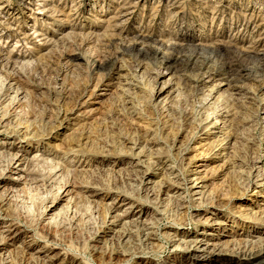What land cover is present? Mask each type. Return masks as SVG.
I'll return each instance as SVG.
<instances>
[{
  "label": "rangeland",
  "instance_id": "1",
  "mask_svg": "<svg viewBox=\"0 0 264 264\" xmlns=\"http://www.w3.org/2000/svg\"><path fill=\"white\" fill-rule=\"evenodd\" d=\"M141 33L150 36L147 53L131 46ZM159 41L180 54L204 52L212 76L183 63L164 71ZM258 54L264 0H0V112L10 113L0 148L13 158L0 162V231L14 244H0V264L192 261L175 251L173 235L264 244V223L251 220L264 217V184L243 192L250 168L240 163L264 160ZM229 75L235 87L225 85ZM11 97L18 103L10 108ZM36 153L49 161L29 164ZM52 159L70 163V177ZM139 169L147 173L138 179ZM185 186L206 205L175 208L169 198L185 197ZM116 215L152 222L154 246L113 239L124 227Z\"/></svg>",
  "mask_w": 264,
  "mask_h": 264
},
{
  "label": "bare ground",
  "instance_id": "2",
  "mask_svg": "<svg viewBox=\"0 0 264 264\" xmlns=\"http://www.w3.org/2000/svg\"><path fill=\"white\" fill-rule=\"evenodd\" d=\"M175 1V0H174ZM129 2V1H128ZM130 3V2H129ZM128 4V3H127ZM126 5V4H125ZM56 12V11H55ZM253 16V15H252ZM118 17V15H117ZM116 19V18H115ZM115 19L113 18L112 22H115ZM116 28L117 25L112 24L110 22H108V26L107 28H110L111 30H113V28ZM151 34V33H150ZM77 35V34H76ZM111 35H113L111 33ZM115 35V34H114ZM85 37V35H83ZM112 37V36H111ZM87 38V37H86ZM51 39V38H50ZM146 39H150L149 35H143L142 33L140 34V38L139 39H135L133 41V43H131L133 46L134 44L140 43L139 45H142L140 48V51H142L143 53H147L146 50V44H145V40ZM47 40V39H46ZM89 40V39H88ZM51 41V40H50ZM170 41V40H169ZM87 42V41H86ZM172 42V41H171ZM156 45L153 47V50H155V53L159 54L161 57V63L164 66V71L169 72L172 71L174 69L178 70L177 68H179V64H182L185 66V69H191L196 71L197 76L202 75V74H209V77L212 76V71L209 73V70L206 68V66L208 65V63L210 62V57L208 55H205L204 52H200V51H190V54H180L177 53L178 50H176V44H167L163 41H159V42H155ZM173 43V42H172ZM130 46V49H132V47ZM129 48V47H128ZM188 48V47H187ZM203 48V47H202ZM167 49V51H171V52H164V50ZM181 50V49H180ZM187 50V49H186ZM235 50V49H234ZM177 51V52H176ZM188 51V50H187ZM204 51V50H203ZM217 51V50H216ZM243 51V50H242ZM149 52V51H148ZM176 52V53H174ZM185 52V51H184ZM206 52V51H205ZM213 52V51H212ZM182 53V52H181ZM208 54V53H207ZM253 55V54H252ZM250 56V55H249ZM248 57V56H247ZM257 59L255 60L256 65H255V70H257L258 75L259 72L264 71V54H258L256 56ZM253 57V58H254ZM119 59V58H118ZM99 60V59H98ZM250 60V59H249ZM101 61V60H99ZM98 62V61H97ZM254 62V63H255ZM102 63V62H101ZM106 65V64H105ZM102 67V65H100ZM13 67V66H12ZM104 67V66H103ZM182 67V66H181ZM180 67V68H181ZM251 67V66H250ZM105 68V67H104ZM211 69V68H210ZM213 69V68H212ZM253 69V68H252ZM179 71V70H178ZM214 71V70H213ZM176 73V71H175ZM178 73V72H177ZM218 73V72H217ZM215 73V74H217ZM164 73L162 71H159L158 74L156 76H160L163 75ZM261 74V73H260ZM255 75V74H254ZM263 75V73H262ZM203 76V75H202ZM258 77V76H257ZM261 77V76H260ZM199 80V79H197ZM224 81H226V84L228 87H235V83L237 82L238 79L232 76H225ZM126 83V82H125ZM10 90L11 88V84L8 85ZM5 89V88H4ZM7 89V88H6ZM14 90V89H13ZM18 90V89H17ZM14 90V91H17ZM20 90V89H19ZM10 92H12L10 90ZM18 94V93H17ZM161 94V90L160 91H156L155 93H153V96H159ZM2 95V94H1ZM11 96V95H10ZM5 97V96H4ZM4 97L3 98L4 100ZM9 97V95H8ZM19 98V97H18ZM24 98V97H23ZM207 99V98H206ZM2 100V99H1ZM0 100V101H1ZM6 100H8L6 98ZM12 101V104H9L8 107H13L16 101L17 102V97H11L10 99ZM19 102L21 101V99L19 98L18 100ZM3 102H0V105ZM20 105V104H19ZM3 106V105H2ZM4 106L6 107V102L4 104ZM21 106V105H20ZM1 108V107H0ZM4 108V107H3ZM15 109V108H14ZM5 110V109H4ZM3 112V109H2ZM0 112V121L4 120V118H9V114L8 113H2ZM6 112V110L4 111ZM197 114V113H196ZM219 116L214 117L213 121H209L210 124H213L214 127H216L217 123L219 122ZM209 120V116H207L204 121H208ZM203 122V121H202ZM221 123H223L222 128H224V126L226 125L227 120H225L224 118H222V121H220ZM200 123V122H199ZM226 127V126H225ZM13 129V128H12ZM224 130V129H223ZM7 134L13 133V134H17L18 132H16L15 130H7L6 131ZM27 133V132H26ZM37 133V132H36ZM38 134V133H37ZM36 134V135H37ZM25 135V134H24ZM26 136V135H25ZM1 141V139H0ZM251 143V142H250ZM261 144V143H260ZM260 147V145H259ZM7 148H9L8 146H4L1 145L0 148V162L5 161L8 162L11 161L13 158L11 157L12 154H10L7 151ZM255 153H253L254 155ZM43 157L42 155H38V153H36L33 157L32 160H28L29 164L30 163H34V162H39L42 160L43 162H48L49 160L47 158H41ZM41 160H40V159ZM264 158V157H263ZM51 164L53 165L54 171L57 169H59L61 172H65L66 176L70 177L69 175L72 173V170L69 169V167L71 166L70 163H66L64 162L62 159L59 161H54V159L50 160ZM257 162V163H256ZM3 163V162H2ZM7 163V167L9 166V164ZM243 165H246L247 167L250 168L249 172H247V175L245 177L243 181V187H241V190L244 192L246 189H248L251 185H257V186H261L264 184V169L261 170L262 165H258L259 163H264V160H261L260 158L257 159V161H251V162H240ZM149 164V162H148ZM251 164V165H250ZM153 164L150 163L149 167H151ZM144 168V167H143ZM138 171V170H137ZM182 172V171H181ZM139 175L136 174L137 178L139 179L141 176L145 175L146 169L144 170H140L138 171ZM237 175L242 177V173L240 171L236 172ZM151 174V173H150ZM183 175V173H182ZM65 176V177H66ZM144 177V176H143ZM241 179V178H240ZM31 183H34V180L31 179L30 180ZM196 187V186H194ZM60 189V188H59ZM185 197L182 195L179 196H171L169 199L175 204V208L179 209L181 206H183L184 203H195L197 205H206L205 201H203V198L199 196V198L197 197L195 199V197L197 195H199L202 192H199L198 190H192L188 187L185 186ZM169 190V189H168ZM170 191V190H169ZM192 191V192H191ZM91 193H93V191H90ZM152 192V190H151ZM166 192V191H165ZM168 192V191H167ZM170 194V193H169ZM9 195V194H8ZM176 195V194H175ZM178 195V194H177ZM217 203V202H216ZM218 204V203H217ZM117 208L115 206H111L110 208H108L107 212H116ZM154 212V211H153ZM73 213V212H72ZM152 213V212H151ZM156 213V212H155ZM45 214V213H44ZM74 214V213H73ZM176 214V213H175ZM76 215V214H75ZM74 216V215H73ZM89 217V216H88ZM194 216H191L189 219L192 220L191 223H197V221H199L198 219L193 218ZM197 217V215H196ZM114 218H118L119 219V223L124 226L123 230H118L116 231L113 228V232H112V236L114 235L113 239L116 238L117 240H124L128 241L129 239H133L134 237H136V240L138 241L139 245L141 247H144L145 249H151L154 244L153 241L154 239V234L152 233V229L155 227L154 225H151L149 221H144V220H140L139 218L140 216L138 215L137 218L134 221L128 222L127 218L125 217V215L119 216L116 215ZM53 220L55 223H58V218H53L51 219ZM61 220V219H60ZM251 220H257L261 223H264V217L261 218H251ZM190 221V220H189ZM206 223H208V220L205 221ZM63 223V222H62ZM61 224V221L58 223V225ZM153 224V223H152ZM174 224H178V221H175ZM179 225V224H178ZM183 225H185L183 223ZM254 226V225H253ZM257 228L255 229H259L260 226L256 225ZM58 227V226H57ZM254 229V228H253ZM63 230V229H62ZM59 232V231H58ZM8 230H2L0 231V244L5 245L10 247L14 246L13 243H9V241L12 242V240L8 239L7 234ZM74 234V233H73ZM249 234V233H248ZM252 235V234H251ZM232 236V235H231ZM245 236V235H244ZM173 237L176 236H170L169 237V241H171L175 247V251H181L184 253H192V261H186L183 262V259H180L179 262L177 263H171V262H153V261H144L141 262L139 264H264V244L261 242V240H258L256 243H253L252 241H249V239H233L232 242H230V246L228 247V245L226 244H221V243H213L210 244V242L205 239V237H195L193 239H185V238H179L177 240H173ZM127 238V239H126ZM260 239V238H259ZM98 242V241H97ZM223 245V246H222ZM6 249V248H5ZM6 258L11 257V252L10 250L8 251V249H6ZM126 253V251H125ZM221 254H231V256L234 255V257L231 258H226V257H222ZM126 254H124V252H116V257L120 258L121 256H124ZM33 257V256H32ZM111 257L110 256V261H111ZM115 258V257H114ZM116 258V259H117ZM33 258H31L32 260ZM182 260V261H181ZM29 262V261H28ZM28 264H33L32 262H29ZM44 264H49L48 262H44ZM138 264V263H137Z\"/></svg>",
  "mask_w": 264,
  "mask_h": 264
}]
</instances>
